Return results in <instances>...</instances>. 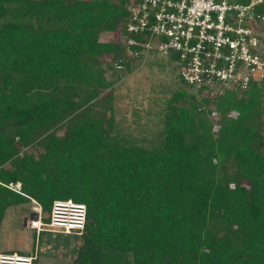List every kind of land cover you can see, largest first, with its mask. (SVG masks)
<instances>
[{
    "label": "trees",
    "instance_id": "1",
    "mask_svg": "<svg viewBox=\"0 0 264 264\" xmlns=\"http://www.w3.org/2000/svg\"><path fill=\"white\" fill-rule=\"evenodd\" d=\"M130 1L0 0V229L9 207L72 201L73 264H264V80L207 113L175 93L160 143L117 131L113 66L130 58L99 36Z\"/></svg>",
    "mask_w": 264,
    "mask_h": 264
},
{
    "label": "built area",
    "instance_id": "2",
    "mask_svg": "<svg viewBox=\"0 0 264 264\" xmlns=\"http://www.w3.org/2000/svg\"><path fill=\"white\" fill-rule=\"evenodd\" d=\"M262 4L264 0H131L117 33L131 58L145 62L157 54L176 63L178 78L191 89L246 90L264 80V14L256 11ZM113 40L106 42L118 41ZM113 68L115 73L125 69L120 62ZM84 213V205L54 201L49 224L78 233L84 228ZM36 214L38 220L30 222L35 229L43 227L40 211ZM35 261L31 255L0 254V264Z\"/></svg>",
    "mask_w": 264,
    "mask_h": 264
},
{
    "label": "rangeland",
    "instance_id": "3",
    "mask_svg": "<svg viewBox=\"0 0 264 264\" xmlns=\"http://www.w3.org/2000/svg\"><path fill=\"white\" fill-rule=\"evenodd\" d=\"M109 34L102 32L99 36L100 41H114L113 38L117 40L120 38L117 31L111 34L110 38ZM126 55L130 58L129 67L120 73L114 72L112 96L117 131L130 135L134 139L161 142L162 136L159 131L163 125L162 119L168 112V102L177 92H184L188 100H195L207 113L214 109L213 103L224 94L225 90H235L219 86L208 91L191 89L178 78V65L169 61L167 57H164L165 60L154 54L142 62L131 58L127 47ZM105 61H110V57H106ZM106 75L109 76V73ZM203 98L209 100L210 106L203 104ZM262 107L264 109V97ZM207 118L213 124L216 123L217 118L214 113ZM261 120L264 132V112ZM65 127L64 125L59 129L58 136L63 135ZM38 150L42 151L39 148ZM38 150L37 148L31 149L33 152ZM19 188L20 186L17 185L15 189L19 190ZM35 208L40 211L43 223V227L37 229L30 227L31 220H38L31 219L32 213H36ZM49 216L50 213L42 212L34 201L9 207L4 214L0 229V254L15 252L21 255H31L36 257L35 264H73L81 245V240L77 236L82 231L67 234L61 229L52 228L44 221Z\"/></svg>",
    "mask_w": 264,
    "mask_h": 264
},
{
    "label": "water",
    "instance_id": "4",
    "mask_svg": "<svg viewBox=\"0 0 264 264\" xmlns=\"http://www.w3.org/2000/svg\"><path fill=\"white\" fill-rule=\"evenodd\" d=\"M31 219H37V214L36 213H32Z\"/></svg>",
    "mask_w": 264,
    "mask_h": 264
},
{
    "label": "clouds",
    "instance_id": "5",
    "mask_svg": "<svg viewBox=\"0 0 264 264\" xmlns=\"http://www.w3.org/2000/svg\"><path fill=\"white\" fill-rule=\"evenodd\" d=\"M68 210H70V209H68ZM85 216H86V208H85V213H84V219H85Z\"/></svg>",
    "mask_w": 264,
    "mask_h": 264
},
{
    "label": "bare ground",
    "instance_id": "6",
    "mask_svg": "<svg viewBox=\"0 0 264 264\" xmlns=\"http://www.w3.org/2000/svg\"><path fill=\"white\" fill-rule=\"evenodd\" d=\"M34 221H37V220H34ZM36 225L41 226L40 224H36Z\"/></svg>",
    "mask_w": 264,
    "mask_h": 264
}]
</instances>
